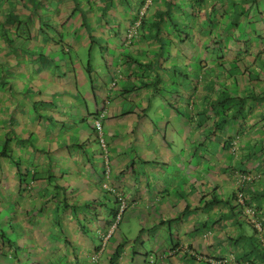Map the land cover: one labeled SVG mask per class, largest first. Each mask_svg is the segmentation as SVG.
<instances>
[{"label":"crops","instance_id":"0c3cea01","mask_svg":"<svg viewBox=\"0 0 264 264\" xmlns=\"http://www.w3.org/2000/svg\"><path fill=\"white\" fill-rule=\"evenodd\" d=\"M143 2H43L56 30L52 37L65 47L52 56V64L30 57L25 70L45 79L38 90L53 88L52 81L63 91H74L75 99L64 103L66 93L60 91L55 102L64 110L59 115L64 131L54 127L53 119L41 128L53 139H71L57 140L60 146L54 151L66 159L52 172L51 165L64 156L23 144L15 127L23 121L25 135H34L41 114L33 103L19 102L0 87V146L7 142L14 148L12 157L0 158V203L11 219V233L1 234L0 264H125L130 258L133 264L151 258L154 264H242L240 259L254 249L253 237L264 248L260 234L231 203L237 171L259 174L246 193L261 209L264 227V0H153L142 38L126 48L129 22ZM36 40L46 52L54 45ZM3 45L0 40L5 67L18 55ZM92 55L104 73L94 68ZM7 69L9 79L26 73L18 75V65ZM20 91L16 88L15 95ZM157 96L161 102L154 119L147 113ZM40 109L52 118V109ZM93 114L103 115L107 159L84 130ZM119 126L125 128L120 132ZM97 150L102 159L96 162ZM67 163L76 172H68ZM76 188L82 191L66 194ZM93 189L91 199L102 201L95 220L76 211L89 207L76 201ZM116 193L133 211L142 212L144 228L137 238H121L127 245L108 244L93 262L113 222ZM15 231L25 240L21 244L10 238ZM2 232L8 234L6 228Z\"/></svg>","mask_w":264,"mask_h":264},{"label":"trees","instance_id":"16d2710c","mask_svg":"<svg viewBox=\"0 0 264 264\" xmlns=\"http://www.w3.org/2000/svg\"><path fill=\"white\" fill-rule=\"evenodd\" d=\"M47 1L48 0H0V40L2 41V43H4L3 46H5V43L8 44L7 46H5V48H8V52H11V50H15L16 55H18L16 56L17 58L13 62H9V64L6 65L5 67H4V64L8 63L6 62V58L4 59L0 58V68L3 69L2 72H0V87H2L3 89H7V91L11 93V95L16 94L15 93L16 88L21 89V91L19 92L20 93L19 95L24 93L27 96H24L23 98L21 97L17 98V100L19 102L25 101L24 103H28V102L33 103L35 107L34 111H37L38 106H40L41 104H43V106H45L46 108L48 106L50 107V101L48 102L47 98L41 96L43 94V91L40 89L38 90L37 87H36V90L33 91V89H35L34 83L39 78L38 79L33 78L31 77V75H29L26 72L25 69L29 68L28 60L30 57L31 58L33 57V59L38 58L39 63H45V64L51 63L52 64L54 63L52 56L56 53L63 52V47H65L64 45H62L60 41H57L56 39H53L52 37L53 35L52 32H56V30L54 29L55 27L49 24L51 20H49L48 15L44 13L45 9H43V6H42L43 2H47ZM74 1L76 4H81L80 2H82L83 0H74ZM127 1L128 0H125V2ZM11 2L12 3L14 2L15 5H12ZM146 2L147 0H144L141 7L137 10L134 20L129 22L128 33H129L131 26L139 19L141 9L145 5ZM1 5H6L5 7H8L10 10L8 11L3 10L4 8H2ZM89 10H93V8L89 6ZM167 19L174 22L175 17L174 15L169 14L167 16ZM68 20H71V18H69ZM147 20L148 18H147V13H146L145 16L141 20L140 29H139L138 37L136 38L137 41L135 42V44L138 43L140 38H142V35L140 34L141 29L146 25V23L148 22ZM76 34L77 32L73 36H75ZM38 37H40V39H45L46 42L47 41L54 42L53 47L50 48L48 52L43 51V49L39 50L40 48L39 44L37 48L33 49L32 48L33 44L36 41V39H38ZM49 51H52L53 53H50ZM218 53L219 52L217 51V54ZM16 65H18L19 70H21L19 71V73H17L18 75H20V73L21 74L25 72L26 73L23 76H20L14 79H9L8 77H5L4 75L6 74L4 73H7L8 71L7 68H10V67L12 68V67H15ZM40 80L44 81L45 79H40ZM37 90H38V94H40L39 100L35 99V96H32V95H35L34 93ZM26 91H28V93H26ZM26 110L27 109H25V111ZM91 116H92L91 130H94V132L96 133V128L94 127V123H95V120L100 118L101 115L93 114ZM46 123L48 124L49 121H47ZM5 145L7 147L0 150V158L3 156L12 157L11 152L7 149L10 143L5 142ZM263 164H264V161H263ZM256 182L252 184H246L241 190L243 191V193H245L247 198H249V196L246 193V189L250 190V188H252V186H254ZM237 193H238V189L236 190L235 195H233L231 198L232 209L234 210V212H236V210H240V213H238V215L243 217L244 216L243 211H242L243 206L238 203ZM116 203L118 204V200H116ZM247 205L253 206V208H255V206L250 201V199H247ZM256 211L258 212V215H259V212L261 211V209L260 208L256 209ZM116 214H117V211H114V216ZM260 220H262L261 216H260ZM244 223L247 226L251 227L253 231H255L250 220L247 219L246 217H245ZM1 234H3V236L6 235L4 234V232H1ZM2 238L3 237L0 235V239ZM253 238L254 239H252L250 244L254 249L251 250L250 254L242 257L239 263L258 264L257 262H260L261 264H264V248L261 247V244L258 242L256 236ZM237 241L239 242V239Z\"/></svg>","mask_w":264,"mask_h":264},{"label":"rangeland","instance_id":"374dc122","mask_svg":"<svg viewBox=\"0 0 264 264\" xmlns=\"http://www.w3.org/2000/svg\"><path fill=\"white\" fill-rule=\"evenodd\" d=\"M149 8H148V10H149ZM148 10H147V12H148ZM147 16H148V14H147ZM56 25H58V24H56ZM59 26H60V24H59ZM136 41H137V39H134L131 44H127V37H126V40H125L124 45H125L126 48H133ZM38 44H40V43L38 42V40H36L34 42L32 48L33 49L37 48L38 47ZM40 47H42V46H40ZM43 51H45V48H43ZM86 52H87V50L84 52V54L86 55L85 58H88L89 59V55H87ZM56 54H59V53H56ZM92 59H93V63L92 64H93L94 68L97 65L101 69L99 72L100 73H102V72L104 73L105 70H102V63L98 62L96 56H94V55H92ZM67 78H69V77H67ZM41 82L42 81L40 79H38L34 83L35 84L34 85V88L35 89H33V91L36 90V87ZM49 82H50V84L52 85L53 88H48L46 91H44V89H43V94L41 96L42 97H45V98L50 97V99H51L50 104L51 105L48 108H46L45 106H43V104H41L40 106H38L37 111L41 114V117L38 120H36V123L34 125V135H32V134H28V136L25 135L26 130L24 131L25 124L23 123V121H18L16 123L15 127L17 128L16 131L19 133V135L22 134V135L19 136V138L23 140V144H28V145L33 144V146H35V148H37V147L39 148V146H40V148L42 150L46 151V152L51 151V153H57L58 156H64V158L61 157L60 162H55V163H53L51 165V167L53 168V170H51V171L54 172L56 170V168L59 167V163H62L63 160L66 159V155L65 154H62L61 152L54 151V150H56L55 148H57V147L60 146V145H57V140H59L61 143H63L61 141V139L64 138V139L70 140L71 137H69L68 135L67 136H64L63 135L62 137L60 136L59 138L53 139V137H52L54 135L53 133H51L52 136L45 135L43 133V130L42 129L45 127V124H46V122L48 120L53 119L54 122H55L54 123V127H55V125H57L56 128H58L61 132L64 131L65 128H63V126H62L63 123L59 121V118H60L59 115L61 116L63 114L64 110H63V107L60 104L55 103L56 100H57V95H58V93L60 91L66 93V96H65V99H64V103H68L70 101V99L71 100L72 99H75V95H74V91L73 90L63 91L62 90V87H61L62 85L59 86V85L54 84L52 81H49ZM26 93H27V91H26ZM114 93H115V91H114ZM34 94H35V97L36 98H39L40 94H38V90L35 91ZM12 95L15 96L16 98H20V97L23 98L24 96H27L24 93L21 94V95H15V94H12ZM132 97H134V96H132ZM155 101H156V105L153 106L152 107V110H150L147 113L148 116H151L154 119L158 118V114H159V111H158V103L161 102V97H159V96L155 97ZM23 102H25V101H23ZM90 104L91 105H93V104L96 105V103H94L93 101H91ZM23 107H26V105H23ZM40 107H43L44 109H48V110L52 109L53 110V116H52V118L50 116H45L42 113ZM24 111H25V109H24ZM143 118H146V117L143 116ZM121 120L122 119H120L119 122ZM38 123H39L40 127L38 126ZM64 123H65V121H64ZM84 125H85V127H84L85 132L88 135H91L89 139L92 140V142L97 143V146H99V149H100L101 146H100L99 137H98V135L96 133L94 135V132L91 130V127H92V116H90V115L88 116V119H87V121H86V123ZM66 126L68 127V125H66ZM118 128H119V130L121 132L125 128V126H119ZM139 128L140 127L138 126V129L137 130H139ZM142 129H143V126H142ZM76 131H79L78 130V127H77ZM103 138L107 142V144H109V140L107 138L105 128L103 129ZM144 143H145V141H142L140 144H138V146L141 147L140 149H142ZM8 146L9 147L7 149L10 152H12V149H14V148L12 147V145H8ZM5 147H7V146L5 145L4 148ZM22 147H24V145ZM0 150H2V146H0ZM142 151H143V149L141 150V152ZM93 154H94L95 157H97L96 162H97L98 159H100V160L102 159L99 150H97ZM15 161L16 162H20L21 160L15 159ZM140 164L142 166V163L139 162L138 165H140ZM110 165H111V159H110ZM112 165H113V160H112ZM23 167H25V166L23 165ZM68 167H69V169L67 170L68 172H71V173L76 172L75 168L72 165L70 166V164H68ZM96 167H97L98 174H101L102 173V170H103L102 169V165H99V166H96ZM106 172H109V170L106 169ZM77 176L78 175H74L73 178H72V180L75 181L76 178H77ZM5 178H6V176H5ZM0 182H1V180H0ZM6 183H7V180H6ZM69 187H70V185H69ZM75 190L77 192L78 191H82V189L79 190L78 188H76L74 190L67 189L66 190V194H69V195L77 194V193H75ZM0 193H2V187H0ZM86 194H84L86 196V199L85 200L84 199H78L76 202H79V203H81V202H87V204H88L89 207L84 208V206H79L78 208H76V211L78 212V214H80L82 216L84 215L87 218H90V219L95 220L97 217L101 216V214L98 213V212L101 210L100 208H101V204H102L101 202L102 201L96 200V199H91L92 196L94 194H96L95 189H93L92 191H89V192L87 191ZM80 196H82V195H80ZM118 210H119V205L117 204V206L115 207V211H118ZM141 214H142V212L139 214L138 211H135V210L133 211L132 208H130L129 205H128L127 211L122 215V220L120 221L118 227L114 230L113 234L111 235V237H110V239L108 240L107 243L108 244H110V243H116V244L124 243L125 245H127L123 240H121V238H123L124 236H127L128 238H137L138 235L140 234V231L139 230H141L142 228H144V220L140 216ZM137 216H139L141 219L139 217H137ZM9 222H11V219L5 213V209L3 208V206L0 203V235H1V232L2 231H5V228H6V232H8V234H6L7 236L9 235V233H11L9 231V229H7V228L10 227ZM108 229H107V231H108ZM88 230L89 231L92 230V228L89 226V224H88ZM10 238H12V239L15 238V241L18 244L19 243L21 244L22 243V240L25 241L24 239H22L21 235L19 236V232L18 231H15V233H12L11 236H10ZM0 242H1V244L3 243V241L1 239H0ZM100 245L102 247V241H101ZM104 254H105V252H104ZM130 260H131V258L129 260H125V264H133V263L130 262Z\"/></svg>","mask_w":264,"mask_h":264},{"label":"built area","instance_id":"2783aa9c","mask_svg":"<svg viewBox=\"0 0 264 264\" xmlns=\"http://www.w3.org/2000/svg\"><path fill=\"white\" fill-rule=\"evenodd\" d=\"M153 0H147L145 5L142 7L139 19L131 26L129 33L127 35V44H131L134 39L138 37V32L141 25V20L147 13L148 8L152 5ZM103 115L100 116V118L95 120L94 127L96 128V134L99 137L100 145L105 153L106 159L108 158V146L107 142L103 138V122H102ZM232 148V152L234 154L237 153L238 150V142H234ZM260 179L259 174H249L245 172H237L236 176V185L238 189L237 193V199L238 203L243 206V215L247 219L250 220L253 228L260 234L261 241L264 242V227L263 223L260 220V216L258 215V212L256 211L253 206L247 205V196L243 191V187L246 184H252ZM116 197L118 200L119 210L117 211V214L114 217L113 223L109 227L106 235L103 237V244L99 252H97L93 257L92 261L97 262L99 261L100 257L104 253L107 242L110 239L111 235L113 234L114 230L118 227L120 221L122 220V215L127 211L128 202L127 200L119 193H116ZM155 259L151 258L149 263L147 264H154ZM215 264H223L224 261L218 260L214 262Z\"/></svg>","mask_w":264,"mask_h":264},{"label":"clouds","instance_id":"9594fccd","mask_svg":"<svg viewBox=\"0 0 264 264\" xmlns=\"http://www.w3.org/2000/svg\"><path fill=\"white\" fill-rule=\"evenodd\" d=\"M114 217H115V216H114ZM113 220H114V218H113ZM112 223H113V222H112ZM110 226H111V225H110ZM102 244H103V240H102ZM107 245H108V243H107ZM106 247H107V246H106ZM100 249H101V248H100ZM98 252H99V251H98ZM96 253H97V252H96ZM96 253H95V254H96ZM95 254H94V255H95ZM94 255H93V256H94ZM93 256H92V257H93ZM100 258H101V257H100ZM154 262H155V261H154Z\"/></svg>","mask_w":264,"mask_h":264}]
</instances>
